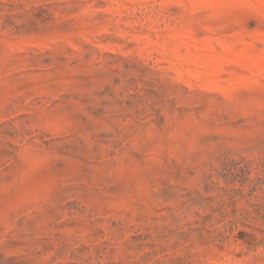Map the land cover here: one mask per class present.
<instances>
[{
  "label": "rangeland",
  "instance_id": "1",
  "mask_svg": "<svg viewBox=\"0 0 264 264\" xmlns=\"http://www.w3.org/2000/svg\"><path fill=\"white\" fill-rule=\"evenodd\" d=\"M0 264H264V0H0Z\"/></svg>",
  "mask_w": 264,
  "mask_h": 264
},
{
  "label": "trees",
  "instance_id": "2",
  "mask_svg": "<svg viewBox=\"0 0 264 264\" xmlns=\"http://www.w3.org/2000/svg\"><path fill=\"white\" fill-rule=\"evenodd\" d=\"M242 240V239H241Z\"/></svg>",
  "mask_w": 264,
  "mask_h": 264
}]
</instances>
